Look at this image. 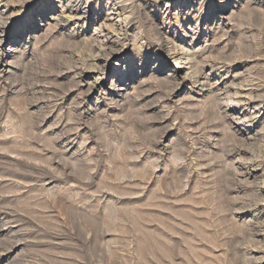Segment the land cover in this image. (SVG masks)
I'll return each instance as SVG.
<instances>
[{"label": "rangeland", "instance_id": "1", "mask_svg": "<svg viewBox=\"0 0 264 264\" xmlns=\"http://www.w3.org/2000/svg\"><path fill=\"white\" fill-rule=\"evenodd\" d=\"M9 1L0 264H264V0Z\"/></svg>", "mask_w": 264, "mask_h": 264}, {"label": "bare ground", "instance_id": "2", "mask_svg": "<svg viewBox=\"0 0 264 264\" xmlns=\"http://www.w3.org/2000/svg\"><path fill=\"white\" fill-rule=\"evenodd\" d=\"M1 1H6V4L7 3H9L10 1L9 0H1ZM0 1V2H1ZM19 1V0H18ZM75 1V0H74ZM76 1H78V0H76ZM90 1V0H89ZM115 1V0H114ZM125 2V1H124ZM13 3V2H12ZM17 3V2H16ZM119 3H121V2H119ZM114 4V3H113ZM118 4V3H117ZM14 5H15V2H14ZM121 6H122V3H121ZM123 7V6H122ZM86 8L87 7H80L79 5H77V6H73V7H71V6H67L66 7V10H61V12L60 13H58V14H56V15H58V17H64V18H66L68 21H72V20H76V21H79V20H88L89 19V17H90V14H89V11L88 10H86ZM114 8V7H113ZM124 8V7H123ZM120 9V8H119ZM118 9V10H119ZM124 9H126V8H124ZM121 10V9H120ZM124 11V10H123ZM123 11H121V12H123ZM111 12V11H110ZM217 13H220V11L219 12H217ZM6 13H4V12H1L0 13V22H1V24H0V33H1V31H2V20H3V17H4V15H5ZM113 14V13H112ZM116 14V13H115ZM114 14V15H115ZM118 14V13H117ZM56 15L53 17V20H56ZM121 15H123V13L121 14ZM113 17V16H112ZM118 17V19H116V20H118L117 22H118V24L119 23H121V22H127L128 21V19H129V16L128 17H123V18H120L121 16H117ZM107 19V22H106V24L105 23H102L103 25H102V27H100L99 29H100V32H101V29L102 28H104L105 30H106V34H104L105 36V38H106V41H103V42H101V41H99V42H97V41H92V44L94 43H99V47H98V51H96L97 50V47H96V50L94 51V47L93 46H97V44L96 45H90V44H88V43H90L91 41H89L87 44L90 46V47H88L86 44V46L88 47V48H91V50L90 51H92L93 53L94 52H98L99 53V55H97L96 56V59L95 60H93V61H96V65L93 67V68H95V69H97L98 67L100 68V67H102V65L104 64V62H105V59L110 55V53L109 52H112L114 49H116L117 47H118V43H119V37L117 36V32H119V31H122V29H121V27L119 28H117V27H115V24H113L112 23V19H110L109 17L108 18H106ZM90 20V19H89ZM57 23H58V21H55V23L53 24L54 25V27H56V25H57ZM115 23V22H114ZM4 24V23H3ZM105 24V25H104ZM52 25V26H53ZM52 28V27H51ZM24 31H26V29L24 30ZM18 37V39L20 38L19 36H17ZM167 40V39H166ZM170 40V39H169ZM171 41V40H170ZM169 41V42H170ZM166 42H168V40L166 41ZM170 43H172V41L170 42ZM173 44V43H172ZM172 46V45H171ZM174 46V45H173ZM176 47V46H175ZM175 47H172V48H175ZM102 48H104V49H106V50H108L109 52H105V53H103L102 51L104 50V49H102ZM182 49H184V48H182ZM171 51V50H170ZM184 51V50H183ZM183 51H181V52H178V51H174V54H173V58H174V61H175V68L176 69H185L186 67V69H191V70H193L194 68H195V62L194 61H192V59H193V57L191 58V56H190V54L188 55V53H187V55H186V53H185V55L183 56V54L184 53H182ZM173 52H171L170 54H172ZM112 54V53H111ZM192 61V62H191ZM197 62V61H196ZM93 64H95V63H93ZM104 66V65H103ZM189 66V67H188ZM197 66V65H196ZM199 67V66H198ZM194 71V70H193ZM189 72V71H188ZM193 73H195V72H193ZM190 74V73H189ZM192 74V73H191ZM187 75V74H186ZM188 76H190V75H188ZM118 81V80H117ZM116 81V82H117ZM201 81V80H200ZM205 82V81H204ZM196 83H197V81H196ZM201 83V82H200ZM91 87V86H90ZM126 86L125 85H120V86H118V88H120V89H118V90H124V89H126L125 88ZM240 90V89H239ZM253 91V90H252ZM243 94V93H242ZM246 95V94H245ZM249 95V97H250V95H252V94H248ZM260 189H261V187H260ZM259 189V190H260ZM264 189V188H263ZM263 191V190H262ZM261 196V195H260Z\"/></svg>", "mask_w": 264, "mask_h": 264}]
</instances>
